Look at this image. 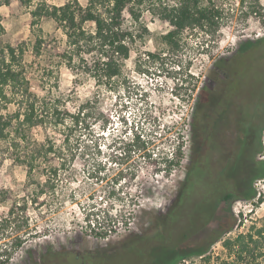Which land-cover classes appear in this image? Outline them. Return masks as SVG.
Instances as JSON below:
<instances>
[{
    "label": "rangeland",
    "instance_id": "rangeland-1",
    "mask_svg": "<svg viewBox=\"0 0 264 264\" xmlns=\"http://www.w3.org/2000/svg\"><path fill=\"white\" fill-rule=\"evenodd\" d=\"M44 1L59 6L65 0ZM176 1L146 0L140 7V20L132 26L137 33L142 28L147 33L136 40L122 64V75L109 88L87 76H75L55 56L65 37L52 20L31 24L29 11L35 2L25 6L13 0L0 6V48L23 50L21 64L30 91L42 100L68 98L71 113L83 107L85 114L77 126L67 117L61 125L30 130L32 139L52 138L60 149L61 158L54 160L59 173L53 179L54 192L39 198L43 204L31 203L29 196L26 216L32 231L39 234L27 238L10 264H27L28 251L39 258L37 264H73L75 255L89 252L115 257L123 239L135 236H141L140 247L156 260L150 264H172L201 245L208 246V255L222 258V240L246 233L251 226L264 227V152L258 150V140L264 138V48L248 52L239 65H232L237 77L223 94L230 101L219 110L210 108V119L199 122L194 138L191 135L198 93L215 79V64L220 59L232 61L242 43L264 41V0H212L219 12L216 27L185 29L173 48L162 41L171 27L161 19V10ZM78 2L86 5L87 0ZM37 37L44 41L39 55L33 52ZM147 53L158 58H148ZM219 78L213 92L220 93L227 81ZM14 109L8 107L9 112ZM247 112L253 114L249 125ZM137 132L152 135L150 150L159 159L170 158L183 142L179 167L169 175L155 173L139 152L130 155L126 144ZM242 142H246L245 155L237 159ZM5 148L0 143V183L9 197L0 207V217L25 187L36 193L33 189L42 188L48 177L40 174L27 184L25 167L14 164ZM194 163L200 172L192 168ZM111 187L119 199L104 196ZM226 193L232 195L229 204L222 201ZM258 198L262 202L255 206ZM228 207L235 225L213 241L212 233L223 224ZM99 209L114 216L122 213L129 224L106 239L95 238L86 217ZM142 259L141 255L136 260L118 258L113 264H144L146 258ZM191 259L198 263L196 257Z\"/></svg>",
    "mask_w": 264,
    "mask_h": 264
},
{
    "label": "trees",
    "instance_id": "trees-1",
    "mask_svg": "<svg viewBox=\"0 0 264 264\" xmlns=\"http://www.w3.org/2000/svg\"><path fill=\"white\" fill-rule=\"evenodd\" d=\"M11 1L13 0H0V6L8 5ZM18 1L25 6L35 2L33 9L29 11L32 25H38L41 20L48 19L60 29L65 37V45L55 48V56L64 62L75 76H87L101 87L109 88L122 75V64L129 59L132 46L137 39L142 40L147 33L145 28H142V33H137L132 26L139 22L140 7L146 0H87L86 5H81L78 0H65L59 6L48 5L44 0ZM218 16V9L212 4V0H177L173 5L164 6L161 10V19L171 27L163 35L162 41L168 47L174 48L185 29L216 27ZM2 31L0 23V34ZM43 42L41 37L36 38L33 44L35 55L40 54ZM259 48H264L262 39L256 43H242L232 61L226 62L225 59H220L215 64L213 68L215 79L212 78L211 84H205L200 89L198 104L191 115L193 138L199 122L210 119L211 110L209 109L216 107L219 110L220 105L223 107L230 101L231 98L225 99L223 94L230 89L228 82L234 81L237 77V71L232 68V65H239L238 62L242 56L251 51L254 53ZM22 54L23 50L20 47L14 48L7 45L0 48V143L6 144V151H11L14 164L25 167L27 184L35 181L36 176L40 174L48 177L42 188L33 189L36 193H30L25 187L22 191L23 195L12 201L6 214L0 217V264H10L13 255L24 246L27 238L30 236L35 238L39 234L37 231H32L33 228L30 227L26 216L28 198L32 196L31 203L43 204L44 200L38 201L39 198L47 192H54L53 179H56L59 173L54 160L61 158L60 149L56 147L52 138H46L42 142L32 139L30 130L42 126L61 125L67 117L71 119L72 126H77L85 116L83 107L78 108L74 114L68 110V98L63 100L56 97L50 101L37 99L30 91L29 81L21 64ZM147 56L151 59L158 58L153 53H147ZM219 77L227 81L221 86L220 93L213 92L215 86L213 87L212 84L220 80ZM9 106H14L15 109L9 112ZM247 115L249 125L253 122V114L251 117L247 112ZM149 137L135 133L130 143L126 144L127 152L130 155L131 152H139L147 164L153 167L155 173L162 171L169 175L173 169L179 167L184 157V143L180 142L174 148L170 158L167 155L159 159L157 156H152L150 147L154 144V138H151L152 135ZM64 141L67 143V136ZM258 143V150L264 152V138L258 140ZM242 144L243 142L238 149L237 159L244 158L246 147ZM45 163L48 167L41 168V165ZM192 168L200 172L197 164L194 163ZM41 169H44L42 173ZM104 196L108 199H119L114 187H111ZM8 197V190L0 183V207L7 203ZM243 197L247 198L249 195ZM231 198L232 195L226 193L222 201L229 204ZM261 202L262 199L258 198L255 206ZM216 208H219V205H216L214 212ZM226 213L223 215V224L212 233V235L215 233L211 237L213 241L235 225V219L229 207ZM86 218L87 228L92 236L98 239H106L110 234L116 233L120 226L126 228L129 224L124 214L114 216L107 209L91 211ZM188 236V234L183 235L186 238ZM140 243H143L141 236L123 239L118 249L119 254L115 257H108L103 252H89L80 256L75 255L73 264H113V260L116 261L118 258L136 260L137 255H141L143 259L146 258L144 264H150L153 257L146 254V248L144 246L141 248ZM221 245L225 251V256L222 258L208 255V246L201 245L185 251L183 255L175 258L172 264H194L191 259L193 256L198 259L197 264H264V227L251 226L246 233L222 240ZM32 254L34 253L28 251V257L31 259L27 260V264H37L36 260L39 258ZM46 256L47 252L42 253L40 258L44 260Z\"/></svg>",
    "mask_w": 264,
    "mask_h": 264
},
{
    "label": "flooded vegetation",
    "instance_id": "flooded-vegetation-1",
    "mask_svg": "<svg viewBox=\"0 0 264 264\" xmlns=\"http://www.w3.org/2000/svg\"><path fill=\"white\" fill-rule=\"evenodd\" d=\"M217 85V83L216 82H213V84H212V86L214 87V86H216ZM244 144V145H243ZM243 144H242V146H244V147H246V142L244 143L243 142ZM243 149V148H242Z\"/></svg>",
    "mask_w": 264,
    "mask_h": 264
}]
</instances>
